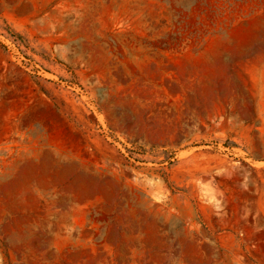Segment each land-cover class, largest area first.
I'll list each match as a JSON object with an SVG mask.
<instances>
[{
  "label": "rangeland",
  "instance_id": "1",
  "mask_svg": "<svg viewBox=\"0 0 264 264\" xmlns=\"http://www.w3.org/2000/svg\"><path fill=\"white\" fill-rule=\"evenodd\" d=\"M0 264H264V0H0Z\"/></svg>",
  "mask_w": 264,
  "mask_h": 264
}]
</instances>
